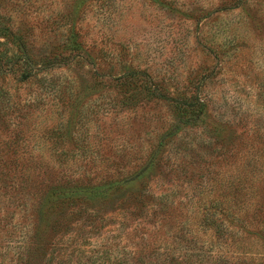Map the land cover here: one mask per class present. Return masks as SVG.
I'll return each instance as SVG.
<instances>
[{
  "label": "rangeland",
  "instance_id": "rangeland-1",
  "mask_svg": "<svg viewBox=\"0 0 264 264\" xmlns=\"http://www.w3.org/2000/svg\"><path fill=\"white\" fill-rule=\"evenodd\" d=\"M0 27V264H264V0H0Z\"/></svg>",
  "mask_w": 264,
  "mask_h": 264
},
{
  "label": "trees",
  "instance_id": "trees-1",
  "mask_svg": "<svg viewBox=\"0 0 264 264\" xmlns=\"http://www.w3.org/2000/svg\"><path fill=\"white\" fill-rule=\"evenodd\" d=\"M11 33V30L6 27H0V35H3V37H7ZM55 60L52 62L53 66L59 65L60 61ZM109 177L103 179L102 182H99L98 184H93L91 186H79L76 184V186H66L63 184L55 185L53 187V194L54 199L52 201V205L54 207L60 208L63 207L64 204H68L72 207L78 204L79 202H82V200L86 199L87 196L84 194V191L87 189H90V191L97 190L100 191V197L105 198L112 194L115 190L119 189V184L115 179H108ZM127 179H124L123 181H126ZM66 186L67 188L66 192H63L62 188Z\"/></svg>",
  "mask_w": 264,
  "mask_h": 264
}]
</instances>
